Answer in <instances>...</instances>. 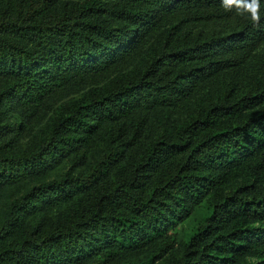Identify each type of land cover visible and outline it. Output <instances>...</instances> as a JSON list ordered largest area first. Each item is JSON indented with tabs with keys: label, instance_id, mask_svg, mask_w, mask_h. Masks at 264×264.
I'll use <instances>...</instances> for the list:
<instances>
[{
	"label": "trees",
	"instance_id": "16d2710c",
	"mask_svg": "<svg viewBox=\"0 0 264 264\" xmlns=\"http://www.w3.org/2000/svg\"><path fill=\"white\" fill-rule=\"evenodd\" d=\"M52 2L25 0L0 10V75L13 77L0 103L17 115L12 122L0 118V191L71 152L83 160L98 129L116 127L86 172L34 184L11 202L0 224V264H115L152 245L149 263L237 264L249 256L264 264V0L259 25L222 0H83L61 9ZM196 25L227 32L201 40L192 31ZM152 37L149 59L122 75ZM254 57L258 68L244 93L227 87L187 122L149 139L127 169L107 175L124 149L139 143L147 112L179 107L206 78L237 73ZM113 73L102 89L59 105L35 149L12 151L23 122L50 96ZM76 190L83 197L64 218L26 225L19 244L3 243L21 213L38 204L58 207ZM210 191L204 222L179 255L170 253L171 230Z\"/></svg>",
	"mask_w": 264,
	"mask_h": 264
},
{
	"label": "rangeland",
	"instance_id": "374dc122",
	"mask_svg": "<svg viewBox=\"0 0 264 264\" xmlns=\"http://www.w3.org/2000/svg\"><path fill=\"white\" fill-rule=\"evenodd\" d=\"M19 1L25 0H0V10L3 8L14 9ZM83 0H53V4L61 9L64 5L78 3ZM105 18L113 25H119L117 20L106 15ZM192 31L199 39L203 40L212 35L226 33V28L215 25H196L192 26ZM154 37L146 42L140 49L139 55L121 71L122 75L130 74L139 69L152 53V43ZM262 50L257 51L261 53ZM258 68V59L256 57L250 59L243 64L237 73L230 71H221L202 81L191 93L188 100L177 108L158 107L145 114V122L142 127L141 138L139 143L133 148L124 149L122 158L114 164L107 172L109 177L118 174L122 169H127L132 161L134 154L144 147L148 140L153 138L157 133L162 131H170L173 127L187 122L194 116L197 110L210 100H216L222 92L230 86H233L235 92L240 95L244 93L250 86L251 76L256 73ZM115 73L106 78H97L96 81L88 82L80 88L68 87L50 96L42 105L39 114L31 119L23 122L18 130L17 138L13 144L12 151L19 154L22 151L35 149L39 140L44 138L49 132L51 122L56 115V108L64 103H68L71 99H76L90 88L102 89L105 87L109 79L114 77ZM13 79L10 75H0V91L8 85ZM138 117V115H136ZM134 117V119H136ZM0 118L2 122H12L17 118L15 108H10L5 102L0 103ZM116 125L114 123H104L97 131L85 158L80 160L76 157L75 152H71L65 156L55 167L38 175H33L25 180L17 181L6 185L0 191V224L6 218L8 208L11 202L17 200L21 194L29 189L32 185L61 178L67 171L71 173L86 172L96 160L101 156L111 137ZM238 180L227 184L224 188L227 190L234 187ZM210 194L199 203L192 207L188 217L180 222L171 232L175 235L176 244L170 253L179 255L183 249L185 240L190 232L204 222V219L210 209ZM83 197V192L76 190L72 198L53 208H43L36 205L30 211L21 213L17 224L2 239L9 247H14L21 241V234L26 225L38 224L40 226L51 225L54 221L64 218L69 212L74 210ZM157 245L148 246L136 253L121 256L115 264H160L164 259L154 262L149 260L156 251ZM255 258L245 256L238 260L237 264H255Z\"/></svg>",
	"mask_w": 264,
	"mask_h": 264
},
{
	"label": "clouds",
	"instance_id": "9594fccd",
	"mask_svg": "<svg viewBox=\"0 0 264 264\" xmlns=\"http://www.w3.org/2000/svg\"><path fill=\"white\" fill-rule=\"evenodd\" d=\"M222 3L228 10L235 7L241 16L249 15L251 21L259 25L261 20V0H222Z\"/></svg>",
	"mask_w": 264,
	"mask_h": 264
}]
</instances>
